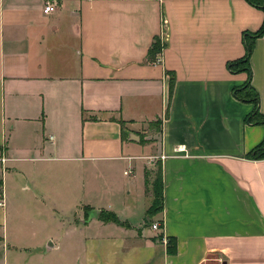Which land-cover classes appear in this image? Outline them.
<instances>
[{"label":"crops","instance_id":"0c3cea01","mask_svg":"<svg viewBox=\"0 0 264 264\" xmlns=\"http://www.w3.org/2000/svg\"><path fill=\"white\" fill-rule=\"evenodd\" d=\"M55 1L47 14L46 0H0V264H264V158L251 156L264 124L247 123L255 104L233 94L250 80L264 114V34L251 75L229 67L264 9ZM157 167L163 210L142 224ZM87 208L131 226L87 220Z\"/></svg>","mask_w":264,"mask_h":264},{"label":"trees","instance_id":"16d2710c","mask_svg":"<svg viewBox=\"0 0 264 264\" xmlns=\"http://www.w3.org/2000/svg\"><path fill=\"white\" fill-rule=\"evenodd\" d=\"M248 1L251 4L258 6V7H262L264 9V0H248ZM263 34H264V23H263L262 27L256 33H254V34L245 33L244 41H245V46H246V54L242 58L229 63V67L232 71H234V72L247 71L249 73V75H251V72H252L251 55H252L253 49L255 47V41L257 38L261 37ZM161 48H162L161 42H160V39H158L155 42V44L153 45V47L151 48L150 58L153 59L156 56V54L161 51ZM174 81L175 80L172 77L171 84H170V93H172ZM233 94L237 99H239L243 102H252L255 104V109L249 115H247L245 118V121L247 123L264 124V114L261 113L259 108H258V105L260 102L259 93L253 87L250 80L246 81L240 87L233 88ZM157 122L159 123V125H161L162 120L159 119V120H157ZM251 156L253 158H257V159L264 158V140L258 147H256L252 151ZM148 175H149V173L146 172L145 173L146 184H148ZM159 177H160L159 178V180H160V184H159L160 200L158 201L157 197H156L155 203L149 209V212H151V213H156V212H160L163 210V182H162L160 170H159ZM98 218L105 221V222H115L119 225L126 226V227L131 226L129 221L122 220L115 212L109 211L106 209L100 210ZM160 237H162V234ZM172 244L174 245L172 240L169 239L168 245H169L170 251H172V249H171Z\"/></svg>","mask_w":264,"mask_h":264},{"label":"rangeland","instance_id":"374dc122","mask_svg":"<svg viewBox=\"0 0 264 264\" xmlns=\"http://www.w3.org/2000/svg\"><path fill=\"white\" fill-rule=\"evenodd\" d=\"M159 127H160V125H159V123L157 121H154V122L151 123V128H153L154 131L157 132L158 131L157 129H159ZM129 172H131V171L129 170ZM147 172H148V170H147ZM148 173H149V175H148V184H146L145 191H144V198H143V202L145 203L146 207L152 206L155 203V201H156V197H157L158 201L160 200V195H159V191H160V187H159V184H160L159 168L157 167V169L155 171H153V172L149 171ZM145 181H146V177H145ZM149 192L152 193V196H153L152 198H151V193H149ZM4 202H5V200H4ZM5 204H4V206H5ZM9 209H10V206H9ZM90 213H91V210L89 208H87L85 210L84 217L86 219H88L89 216H90ZM142 214H144V212ZM76 215H79V214H76ZM149 216H151V218H152L153 214L148 211L146 214H144V216L141 217L140 221H142V224H147L149 222V220H150ZM152 220H155V219H152ZM150 225L151 224H148V225H145V226H146L147 229H149L150 227H152Z\"/></svg>","mask_w":264,"mask_h":264},{"label":"built area","instance_id":"2783aa9c","mask_svg":"<svg viewBox=\"0 0 264 264\" xmlns=\"http://www.w3.org/2000/svg\"><path fill=\"white\" fill-rule=\"evenodd\" d=\"M57 2L55 0H46V6H45V13L49 14L51 12H54L56 9H57ZM160 38V42H161V51L158 53V59L156 60L157 61H160V58H161V53L165 47V44H166V33H165V29H164V26L162 27V30H161V34L159 36ZM7 157H2L1 158V161L3 163V173L5 172L6 170V167H4V163L7 161ZM126 174H128V171H126ZM4 205V189H3V185L0 184V206H3ZM152 228L155 229V230H159V231H162L163 229V220L159 221V222H153L152 223ZM162 241L164 243H168V238L165 236V234H162Z\"/></svg>","mask_w":264,"mask_h":264},{"label":"water","instance_id":"95a60500","mask_svg":"<svg viewBox=\"0 0 264 264\" xmlns=\"http://www.w3.org/2000/svg\"><path fill=\"white\" fill-rule=\"evenodd\" d=\"M99 212H100V211H97V210H93V211H91L90 216H89V218H88L87 220H89L93 215L98 216V215H99Z\"/></svg>","mask_w":264,"mask_h":264}]
</instances>
